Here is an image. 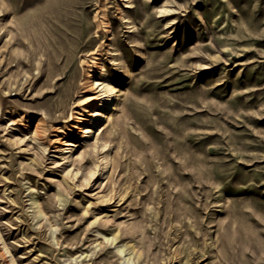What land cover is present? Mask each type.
I'll use <instances>...</instances> for the list:
<instances>
[{"label": "rangeland", "instance_id": "1", "mask_svg": "<svg viewBox=\"0 0 264 264\" xmlns=\"http://www.w3.org/2000/svg\"><path fill=\"white\" fill-rule=\"evenodd\" d=\"M84 27L114 92L75 134ZM0 235V264H264V0H0Z\"/></svg>", "mask_w": 264, "mask_h": 264}, {"label": "bare ground", "instance_id": "2", "mask_svg": "<svg viewBox=\"0 0 264 264\" xmlns=\"http://www.w3.org/2000/svg\"><path fill=\"white\" fill-rule=\"evenodd\" d=\"M167 11L168 9L165 8L161 13H165ZM146 24H149V22ZM110 30L111 29H107V30L105 29V32L110 33ZM91 31H93V29H85L84 27V29H79L76 36L70 37V39L78 45L77 47L81 48V52L88 50L87 54L85 55L82 54V58L79 57L80 59H78L76 57L77 50L73 49L72 52L70 51V53L64 55L68 66L67 71L65 73L67 83L63 92L65 98L64 112L68 110V102L73 100L74 101L73 105L75 107L73 108L71 119L67 124V129L71 133H75V134H91L93 132V130L90 127H88L87 124H84L85 122L82 116L91 117L93 119L108 118V113L100 112L97 109V106L104 97L106 96L108 97L112 95L114 92V88L110 83H106L98 79L99 71H101L100 66H102L101 65L102 59L100 57L101 50L99 48H96L93 51L89 50L94 46L96 39L92 38L93 40L89 41L84 45H81L82 40ZM102 32H104V29H96V37H99V35L104 36ZM78 62H80V65H78ZM61 144L74 145L73 143H69L68 140L62 141ZM73 157L74 155L70 156V158ZM77 174L78 172L75 173V175ZM94 174H95V170L94 169L90 170V177ZM0 240L3 242L1 235H0ZM4 249L6 250L7 253H9V249L5 245H4ZM119 251L123 252V249L119 248ZM10 262L11 264H16L14 257H11ZM125 262L126 264H136L131 256L127 257L125 259Z\"/></svg>", "mask_w": 264, "mask_h": 264}]
</instances>
